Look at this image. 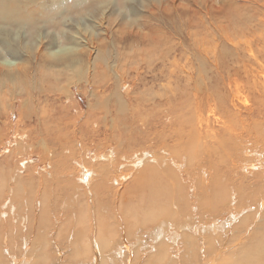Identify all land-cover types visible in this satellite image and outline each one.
I'll use <instances>...</instances> for the list:
<instances>
[{
	"label": "bare ground",
	"instance_id": "6f19581e",
	"mask_svg": "<svg viewBox=\"0 0 264 264\" xmlns=\"http://www.w3.org/2000/svg\"><path fill=\"white\" fill-rule=\"evenodd\" d=\"M98 1L101 0H0V89L8 85L16 90L9 101L8 115L19 101L26 119L38 116L37 127L19 134V143L35 148L43 163L51 157L50 182L44 172L39 173L38 180L31 175L23 179L17 172L10 177L12 186H5L9 176L3 182L8 161L0 162V190L7 196L0 217L11 220L12 213L25 228L32 215L21 216L14 210L26 206L39 213V206L42 211L35 213L39 219L35 245L40 250L33 249L34 256L28 264H59L56 253L61 257L70 251L68 248H73L71 254L77 258L82 250L89 264H98L99 256L105 264H180L177 255L182 249L194 253V257H188L190 262L194 260L193 264H264V202L255 209L233 207V211L228 207L239 201L230 193L235 182L231 174L237 169L241 180L256 192L244 199L260 196V188L264 190L263 155L249 153L248 147L252 141L254 149L256 142L264 145V109L255 108L257 98L250 101L253 106L247 100L264 86V67L261 70L253 64L248 66L255 57L254 48L259 49L257 58L264 62V19L252 15L244 19L245 28L234 38L224 36L223 42L231 46L229 55L233 54L232 64H227L226 80H206L199 69L195 77L188 78L185 91L172 94L177 97L174 101H165L167 94H162L134 105L114 95L111 112L102 110L97 114L93 109L80 125L83 115L70 120V108L59 104L62 94L52 102L50 88L46 92L37 84H25L18 90L17 86L36 78L34 73L45 66L53 70L55 80L86 79L96 89L102 87L104 45L97 34L93 35V29L83 27L87 18L96 17L92 22L98 27L103 24L101 15H93L99 10ZM64 28H76L73 44L54 49L55 41H44V32L49 29L66 40ZM139 69H135L136 74ZM226 89L237 115L223 107V103L227 104ZM44 97L48 103L39 108ZM211 114L215 122L222 123L219 129L211 126ZM88 126L97 135L90 134ZM74 141L81 146L77 148ZM92 149L97 151L89 158ZM232 161L244 166L233 169ZM172 164L178 170L169 174L172 170L167 169ZM222 165L223 170L219 167ZM183 166L191 168L182 171ZM182 176L191 180L189 186H183L180 179L175 182L174 177ZM27 180L39 185L38 194L21 195V183ZM66 199L72 201V206ZM108 200L115 205L113 212L104 216ZM7 202L8 211L4 210ZM123 203L128 206L117 209ZM3 222L0 220V264H27L28 256L21 258L29 250V244L21 237L22 230L18 225L4 231ZM241 239L240 248L225 256L226 245ZM206 253H212L210 261L200 263ZM17 257L21 261L16 262ZM34 257L44 262L34 263Z\"/></svg>",
	"mask_w": 264,
	"mask_h": 264
},
{
	"label": "rangeland",
	"instance_id": "374dc122",
	"mask_svg": "<svg viewBox=\"0 0 264 264\" xmlns=\"http://www.w3.org/2000/svg\"><path fill=\"white\" fill-rule=\"evenodd\" d=\"M98 6V12L96 11L97 13L93 15H101L102 18L100 19V23L103 24L98 27L92 22L96 17L90 20L87 18L85 19L87 25H83V27L93 29V35L97 34L98 37L102 39L104 45L103 51H105V57L102 56V59L105 60V63L100 78L102 82L101 88L96 89L93 87L92 82L90 83L86 79L78 81L76 78L70 81L72 84L71 87H69L67 85L70 82H67L64 78L57 80L53 79V70L48 67L45 68V66H41L38 71L34 73L36 74V78H30L27 83H20L17 86L18 90L23 88L25 84H37L42 89L44 88L43 90H46V92L51 91L50 99L52 98V102L63 95V98H61L62 101L58 103L63 107L70 108V120H74L76 116H79L81 113L83 117L79 118L80 125L87 120L86 114H89L93 109L97 110V114H100L102 110H109L111 112V105L115 98L114 95L122 97L124 102L131 101L134 105L149 97H158L162 94H167V96L164 95L165 101H167V98H169L170 101H174L177 100V97L172 96V94L177 95L178 92L185 91L189 81L188 78L195 77L200 72L199 69L202 70L201 75H203L206 80H226L227 64L229 62L232 64L233 61L231 60H233V54L229 55L231 53V46L223 42L224 36L229 34L230 37L234 38L240 29L243 30L245 28L244 19L246 20L252 15H259L264 19V0H253V3H249L247 0H101L98 1ZM88 11H90V9L87 10V12ZM75 29L66 30V28H64L68 36L64 41L59 33L52 32L51 29H49L48 33L47 31L44 32V41H55L56 44L54 49L62 45L73 44ZM227 30L230 33H226ZM28 36V33L24 35L25 41ZM69 38L71 40L70 42ZM238 39L241 41L244 40L241 35H239ZM256 45L257 44L253 45V47H256ZM240 46L242 45L240 44ZM262 46L261 44V47ZM233 50L236 52L235 48ZM253 52L255 57L252 59L250 58L251 62L248 66L253 64L255 69L262 70L264 62L257 58L259 49L257 50L254 48ZM106 55H108V57ZM150 64L153 66L155 65V71ZM216 64H219V66L217 67ZM135 69H139L140 72L136 74L135 72L137 70ZM56 74H58V72ZM124 74L125 76H123ZM0 79L3 80L2 78ZM42 79H44L43 82ZM153 79L154 81H152ZM222 86H225L224 83ZM227 86L230 87L229 84H227ZM9 87L10 86L7 85L0 89V105L2 107V113L0 115V122L2 123L0 127V162L2 160L8 161V164L5 165V178L3 182H5L9 176L5 182V186H12V182L14 181H10V177L12 175L14 176L17 172L23 175V177H21L23 179L26 176L30 177V175L34 179L36 176L34 180H38L39 173L44 172V176L47 178L48 182H50L51 177L49 173L51 172V167H49L48 159L51 157L48 156L43 163L41 155L35 151V148L33 149L32 146L27 147L26 144L19 143L21 142L19 134L23 135L28 133L29 130L36 128L39 118L33 115L32 118L26 119L24 114L20 111L21 107L19 101L14 104V110L9 117V101L16 93L15 88ZM48 88L50 89L48 90ZM224 92L227 97V104L223 103V107L227 108L231 115H237V111H235L236 108L230 103V99H228L230 91L226 89ZM259 93H264V86L256 90L254 98H247L248 102L257 98L255 102V108L257 110L264 109V94L260 96ZM65 94H68V96L66 97ZM102 99H104V104H102ZM182 102L183 101H181V103ZM47 103V98L44 97V101L39 108H42ZM58 103L57 105H59ZM250 104L252 105V102H250ZM31 108L34 109V105H31ZM209 117L211 119V126L214 129H219L222 123L220 121L215 122L212 114L209 115ZM88 129L90 130V134H92L90 126H88ZM101 137L105 136L101 135ZM78 141H81V139L79 138ZM78 141H74L77 148L81 146L77 145ZM248 144L250 149L249 153L252 151L260 152L264 159V145L256 142L257 146L254 149L253 141ZM152 145L154 146L155 144ZM109 147L110 150L113 151V149H111L113 145L110 144ZM96 151V149H92L88 157L93 158ZM78 153L82 154L80 151H78ZM102 154L104 155V152H102ZM98 160L100 159L98 158ZM99 162H103V159ZM152 163L153 162H151L150 165H153ZM216 163L218 164V162ZM233 163V169L242 168L244 166L239 162ZM224 166L225 165L219 167L223 170ZM189 168L191 167L183 166L182 171L188 170ZM19 170L22 171L19 172ZM122 170H124V167H122ZM167 170H172L169 172V174H172L173 171H177L178 169L176 165L172 164V167H168ZM239 170L240 169H237L236 172ZM236 172L231 174V178L235 180V182L231 184L230 193L235 194L236 199L239 201L237 202L238 204L234 203L233 206L229 205L228 207L231 209H233V207L255 209L258 203L264 202V190L260 188V196H253L251 194L253 196L251 199H244L247 194L253 192L255 189L253 190L252 187L247 186L245 182L241 180L242 177H240V174ZM34 173L36 174L34 175ZM134 176L138 177V174L135 173ZM179 179L183 186H189L191 184V180L186 176L178 177V179L174 177L175 182ZM224 180L226 181V175H224ZM171 183L173 182H170V184ZM21 188V195L39 193V185L37 186L35 183H30L28 180L22 181ZM3 190L6 191L7 188ZM255 193L254 191V194ZM6 198L7 196L0 190V211ZM66 200V202L72 206V201ZM19 201L21 202V199H19ZM8 204V202L5 204L4 210L8 211ZM114 205L112 201H106V207L103 211L104 216L105 214H111L113 212ZM125 206H128L127 203H123V206L117 207V209ZM38 209L42 212L39 206ZM233 211L235 210L233 209ZM14 212L21 216L31 217L32 215L30 224L25 228L21 226V223L12 213L10 215L11 220L8 219V217H0L1 222L6 219V221L3 222L4 231L12 226L17 227L18 225L22 230L21 237L29 244V250L27 253L22 254L21 258L28 256L26 259L28 264L31 263L30 261L34 256L33 249L37 251L40 250L35 245L39 221L37 217L40 212L37 213L38 211L34 207H32L31 210L26 206H22L21 208L17 207ZM33 213L38 215L36 216L35 214V216H33ZM105 218L109 221L113 220L111 217ZM62 223H64V221L59 224ZM65 223L67 222L65 221ZM75 238H81L82 240L86 239L85 236H73V239ZM180 240L181 239H179V241ZM242 241L243 239L238 240L236 243L227 244L225 256H227L230 251L240 248ZM215 245L217 246V243ZM68 250L70 251L64 252V255L61 257L56 253V259L59 261V264L60 262L61 264H89V260H86L87 257L83 255L82 250L78 251L82 253H78L80 258L76 256L73 257L75 255L71 254L73 248H68ZM182 250L177 255V260L180 261V264H183L184 261L187 264L188 262L193 264L194 260L190 262L191 260H189L188 257H194V253L192 254L191 251L187 252ZM49 256L52 258L54 253L49 254ZM209 256L212 257V253L203 255L200 259V263L204 261L209 262ZM21 258L17 257L16 262L21 261ZM35 262L43 263L44 260L39 257L37 261V258L34 257V263ZM98 264H105L101 256L98 257Z\"/></svg>",
	"mask_w": 264,
	"mask_h": 264
}]
</instances>
